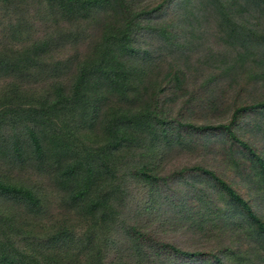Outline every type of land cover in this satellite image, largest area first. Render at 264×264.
Instances as JSON below:
<instances>
[{"label": "trees", "instance_id": "16d2710c", "mask_svg": "<svg viewBox=\"0 0 264 264\" xmlns=\"http://www.w3.org/2000/svg\"><path fill=\"white\" fill-rule=\"evenodd\" d=\"M24 1L28 0H0V3L3 2L4 9L5 3L15 5ZM37 1L51 9L49 15L54 13L68 23L88 22L100 13H113L114 23L105 28L94 55L59 60L54 65L47 55L54 51L57 37L69 40L76 37V32L67 31L63 36L52 33L49 38L35 39L28 45L17 44L24 41L18 23L0 32V160L18 162L20 166L29 161L51 172L54 185L66 197L70 209L82 210L91 222L83 240L67 225L38 223L46 216L43 197L34 188L0 175V200L21 212L17 214L8 207L0 209V264H106L102 249L93 258L98 263H92L91 259L79 261V245L101 244L106 249L112 230L123 217L121 195L128 192L125 182L129 177L122 176L124 159L146 144L167 138L171 132L156 108L152 111L115 108L105 115L108 121L104 134L94 135L89 131L96 127L107 98L113 94L126 99L137 84L143 86L146 66L155 59L149 49L142 48L140 38L160 34L165 43L176 47V42H182L181 36L176 35L178 28L174 30L168 24L169 19L162 17L171 11L176 14L186 11L190 19L198 21L210 13L216 17L220 41L236 52L228 70L244 62L261 63L264 61V0H163L152 11L139 8L137 3L141 0ZM187 40L192 42L189 33ZM125 58L141 59L142 65L128 66ZM45 71L51 72L50 86L43 91L24 89L29 78ZM166 77L178 89L183 88L181 73L169 71ZM67 78L69 83L64 82ZM260 107L264 108V102L240 107L231 123L216 129L236 138L234 132L239 128L240 115ZM258 124L253 128L258 130L261 127ZM84 140L89 143L83 149ZM240 145L251 152L259 172L254 178L261 175L264 180V156L245 144ZM198 169L201 175L215 180L228 198L226 209L210 208L200 215L206 218L209 227L220 222L234 232L240 223L250 228L255 236L254 244L256 239L260 242L259 263L264 264V215L259 212L263 204L259 201L255 207L229 182ZM130 170L134 174L136 169ZM149 171L143 166L139 177L146 178L148 183L162 180ZM95 236L98 242L93 244ZM158 245L156 249L163 255L187 263L198 260L200 264H232L231 256H234L241 258L237 264H255L254 255L242 247L239 252L243 258L237 252H226L227 257L215 255V261L211 262L202 253H191L171 244Z\"/></svg>", "mask_w": 264, "mask_h": 264}, {"label": "rangeland", "instance_id": "374dc122", "mask_svg": "<svg viewBox=\"0 0 264 264\" xmlns=\"http://www.w3.org/2000/svg\"><path fill=\"white\" fill-rule=\"evenodd\" d=\"M162 1L141 0L137 6L152 11ZM2 3L0 32L9 30V25L20 24L24 41L18 45L49 38L52 33L57 36H63L67 31L77 33L69 40L57 37L54 51L47 55L52 65L67 58L94 55L105 28L114 23L113 13H100L88 22L75 24L54 13L49 15L51 9L37 0L15 5L5 3L4 9ZM168 13L162 19L168 18V24L174 30L178 28L176 35L181 36L182 42H176L173 47L165 43L160 34L141 37L140 45L149 49L155 59L146 66L143 86L137 84L129 98L122 99L113 94L107 98L96 127L89 131L94 135L104 134L108 121L105 115L115 108L117 111H152L156 108L171 132L167 138L146 144L124 159L122 176L129 177L125 182L128 192L121 195L123 217L112 230L106 249L101 244L89 247L82 242L78 248L79 261L91 259L92 263H98V259L93 258L102 249L106 264H200L198 260L187 263L163 255L156 245L165 243L191 253H202L203 258H210L211 262L215 261V255L227 257L226 252H237L243 258L239 252L242 247L254 255L255 264H260L262 254L257 246L260 242L256 239L254 244L255 236L250 228L240 223L238 231L234 232L220 222L209 227L206 218L200 215L210 208L226 209L228 198L216 181L201 175L198 168L229 182L255 207L260 201L263 209L259 212L264 215V180L261 175L254 178L259 172L251 152L240 145L245 144L254 153L264 156V108L244 111L240 115L239 128L234 132L236 138L216 129L231 123L238 108L264 102V73L260 72L264 71V61L240 63L230 71L228 68L233 64L236 52L220 41L214 14L209 13L197 21L190 19L186 11ZM187 33L192 42L187 40ZM124 62L133 68L142 65L141 59L125 58ZM169 71L182 74V89L166 77ZM50 76V71L41 72L29 78L24 89L43 91L52 84ZM64 82L69 83L68 78ZM259 122L261 127L256 130L254 124ZM88 143V140L82 141L81 147L84 149ZM18 164L21 163L0 160V175L34 188L43 197L46 216L37 222L67 225L85 239L91 220L82 210L70 209L68 200L54 185L51 172H45L29 161L24 162V166ZM143 166L162 180L148 183L146 178L141 179L139 170ZM130 168L136 169L134 174L130 173ZM4 207L21 214L0 200V209ZM97 242L95 236L93 244ZM59 245L62 249V244ZM231 258L232 264L241 262L239 257Z\"/></svg>", "mask_w": 264, "mask_h": 264}]
</instances>
